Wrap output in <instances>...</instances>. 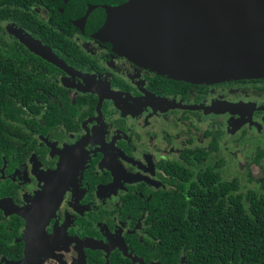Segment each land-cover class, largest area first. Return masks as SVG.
I'll return each instance as SVG.
<instances>
[{"label": "flooded vegetation", "instance_id": "flooded-vegetation-1", "mask_svg": "<svg viewBox=\"0 0 264 264\" xmlns=\"http://www.w3.org/2000/svg\"><path fill=\"white\" fill-rule=\"evenodd\" d=\"M116 1L89 0L84 9ZM54 3L30 4L46 26L0 23V52L9 54L0 55V247L17 257L0 255L18 260L30 247L41 264H191L175 243L180 207L210 206L215 167L247 188L227 171L224 131L204 115L264 118L263 103L212 104V92L264 97V76L198 82L162 74L71 26ZM241 126L230 143L250 142L261 167L264 133Z\"/></svg>", "mask_w": 264, "mask_h": 264}, {"label": "water", "instance_id": "water-1", "mask_svg": "<svg viewBox=\"0 0 264 264\" xmlns=\"http://www.w3.org/2000/svg\"><path fill=\"white\" fill-rule=\"evenodd\" d=\"M120 7L126 15L121 29L86 21L87 13L101 20L112 10L103 4H86L74 23L162 74L198 82L264 76V0H124ZM27 38L35 52L55 58ZM37 257L26 247L22 258L2 264H36Z\"/></svg>", "mask_w": 264, "mask_h": 264}, {"label": "trees", "instance_id": "trees-1", "mask_svg": "<svg viewBox=\"0 0 264 264\" xmlns=\"http://www.w3.org/2000/svg\"><path fill=\"white\" fill-rule=\"evenodd\" d=\"M34 1L0 0V23L11 20L23 28L34 30L35 26H46L48 23L40 21L29 10ZM51 1L55 2V9H59L61 16L73 26L74 20L83 14L84 3L89 0ZM121 1L111 5L112 10L103 19L87 13L86 21L90 24L100 23L106 29H121L126 20L124 9L120 7ZM55 23L52 19L49 24ZM50 31L57 33V29ZM0 55L9 54L0 52ZM213 84L227 85L220 82ZM213 148H217L216 141ZM261 165L262 176L257 188L246 190H242L237 179L223 180L216 167L213 168L207 178L210 206L198 209L187 205L180 207L181 239L175 240V243H181L191 264H264V162ZM168 241L166 252L172 249ZM0 249L9 258L17 257L16 254H8L5 246Z\"/></svg>", "mask_w": 264, "mask_h": 264}, {"label": "rangeland", "instance_id": "rangeland-1", "mask_svg": "<svg viewBox=\"0 0 264 264\" xmlns=\"http://www.w3.org/2000/svg\"><path fill=\"white\" fill-rule=\"evenodd\" d=\"M8 24L7 26H9ZM6 26V27H7ZM11 26V25H10ZM13 26V25H12ZM16 28L11 32V34L17 36L18 38L22 39L23 41L30 42L31 40L27 38V33L25 32H18ZM212 104L214 103H231V102H252V101H259L260 103L264 104V97H260L258 94L255 93H236V92H228L225 90L222 91H213L211 95ZM204 120L209 122L212 121L213 127L221 128L224 131L223 134V144L225 146H229L231 149V153L227 155L228 159V173L231 177L239 176L241 177L245 183L247 184V188H257L258 180L261 179L262 176V165L261 167L254 161V151L255 148L253 145L246 141L244 144L239 143H230L232 138L234 137L232 134L239 132V128L246 122L250 130H254L255 128L258 131H262L264 133V118L254 119L249 121V115H241L239 113H232V112H225V111H208L204 115ZM251 124V125H250ZM242 127V126H241ZM262 134V133H261ZM263 162V160H262ZM46 255L41 257L42 259L45 258ZM41 260V259H39ZM4 262V257L0 255V264ZM42 260L36 264H41ZM79 264H82L79 263Z\"/></svg>", "mask_w": 264, "mask_h": 264}]
</instances>
